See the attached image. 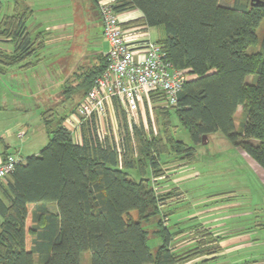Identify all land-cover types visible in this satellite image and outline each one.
I'll return each mask as SVG.
<instances>
[{"label": "trees", "instance_id": "16d2710c", "mask_svg": "<svg viewBox=\"0 0 264 264\" xmlns=\"http://www.w3.org/2000/svg\"><path fill=\"white\" fill-rule=\"evenodd\" d=\"M112 6L118 13L141 10L142 18L132 23L158 27L157 42L169 59L193 75L177 105L154 107L158 117L164 115L165 127L175 113L193 144L170 129L156 132L151 123L147 129L130 126L117 100L124 136L100 141L89 120L81 127L82 142L76 141L65 120L106 68L101 55L99 63L83 68L65 85L62 101L70 103L66 112L57 117L55 109L43 111L47 144L0 179V264H82L84 253L89 264L216 259L221 247L211 230L200 223L167 224L173 211L165 214L162 207L182 200V192L177 186L160 191L155 181L193 162L196 145L216 131L264 169V36L260 50L248 51L259 41L264 0H235L232 6L220 0H116ZM29 16L30 8L16 1L13 12L0 17V37L14 43L12 52L0 50V71L29 66L27 59L45 47L41 32L33 37L28 31ZM255 73L256 82H248ZM151 99L163 100L164 94L152 92ZM240 106L244 119L237 127ZM168 155L178 159L175 166L164 167ZM192 228L197 229L195 245L180 251L176 235ZM153 237L160 240L154 250L149 244Z\"/></svg>", "mask_w": 264, "mask_h": 264}, {"label": "rangeland", "instance_id": "374dc122", "mask_svg": "<svg viewBox=\"0 0 264 264\" xmlns=\"http://www.w3.org/2000/svg\"><path fill=\"white\" fill-rule=\"evenodd\" d=\"M15 1L0 0L2 14L11 13ZM46 1L49 3L50 0ZM51 1L53 4L37 0L39 7L45 5H60V7H55L51 12H43V15L40 12L35 17L43 21L48 20L47 26L67 24L64 29L65 35H62L59 29H52V40L42 51L44 66L37 68L38 72L45 67L49 69L50 75L53 76L52 84L50 81L44 82L42 77L26 78L25 74H22L14 78L9 74L5 76L0 73V135L5 136L9 127L13 126L14 129L9 132L11 141L14 148H22L21 154L25 156L38 153L49 140V133L41 113L55 109L58 117L59 113L66 112L67 107L70 106L69 101H62L63 90L68 83L59 84L66 76L58 69L62 67L65 71L71 68L72 62L78 61L83 53L98 55L99 52L107 49V41L100 30V19L94 15L91 18V12L96 11L95 8L79 7L78 1L81 3V0ZM220 2L232 6L235 0H220ZM155 34L156 28L153 27L154 38ZM257 34L259 41L248 49L249 52H256L261 48L264 20ZM256 80V73L247 77L250 83ZM151 103L145 105L144 113L138 121L127 117L129 125L143 124L147 129L151 123L156 132L165 128L170 129L176 137L192 145L193 141L188 130L182 126L175 113L171 114L169 127L163 125L162 113L158 117L154 107L156 105L169 107L165 99ZM243 119L240 106L235 116L237 127L241 126ZM123 120L116 112L115 105L110 106L106 120L109 136L117 140L124 136ZM52 125L56 127V124ZM22 131L25 133L20 136ZM196 149V159L188 164V168H192L180 172H177V169L173 170L168 178L155 181V186L160 191L173 189L176 186L181 189L182 200L162 207L165 214L170 210L173 211L170 214L171 227L177 222H182L186 224L185 226L200 223L199 227L204 226L213 232L221 250L233 244L244 245L239 251L221 252L220 250L218 253L220 259L230 260L235 256H241L243 260L251 262L250 264H264V169L241 148L233 145L222 131L212 133L206 138V142L196 145ZM164 160V167H173L178 163V159L173 155L165 156ZM133 214L137 215V212L133 211ZM190 230L186 229L180 238L190 237ZM159 243L157 237L149 240L153 250ZM194 245L195 243L185 245L180 251ZM82 264H89V254H83Z\"/></svg>", "mask_w": 264, "mask_h": 264}, {"label": "built area", "instance_id": "2783aa9c", "mask_svg": "<svg viewBox=\"0 0 264 264\" xmlns=\"http://www.w3.org/2000/svg\"><path fill=\"white\" fill-rule=\"evenodd\" d=\"M97 1L100 3L103 34L109 43L105 54L107 66L95 77L75 112L65 120V125L78 142H82L81 127L89 120H92L100 141L105 140L109 135L106 125L108 109L115 100L121 113L138 121L145 105L151 104L152 92L164 94L166 104L175 106L185 82L193 76L188 70L175 66L162 45L150 37L146 38L144 51L137 52L127 38L125 27L112 3ZM22 158L8 154L0 162V179L9 176Z\"/></svg>", "mask_w": 264, "mask_h": 264}, {"label": "crops", "instance_id": "0c3cea01", "mask_svg": "<svg viewBox=\"0 0 264 264\" xmlns=\"http://www.w3.org/2000/svg\"><path fill=\"white\" fill-rule=\"evenodd\" d=\"M16 1H19L21 3V5L30 8L31 16H29V19L27 22L28 31H31L33 37H36L38 35V33L41 32L44 35L45 47L52 40V29H59V30H61L62 35L66 34L64 29L67 27V24L61 23V24H56V25L53 24V25L47 26L46 24L49 23L48 20L43 21V20H40L39 18L35 17L40 12L43 15V12L54 11L55 7H60V5H51V6L45 5L43 7H39L40 4H38L37 0H16ZM16 1H15V4H16ZM43 1L47 2V4H53V1H51V0H50L51 2L49 1V3L46 0H43ZM106 1H109L111 3L116 2V0H106ZM78 6L79 7H88L89 9H93V8L96 9V11L91 12V18L94 15V16H97L98 19H100V25H101L100 30L103 34V21L101 18L100 3L97 0H90V1L89 0L88 1L81 0V3H79V1H78ZM13 10H14V8H13ZM1 11H2V7H0V17L4 16L6 14V13L2 14ZM142 16H143V12L139 9L126 10V11L119 13V17H120V19H121V21L125 27V30H126L127 38L129 39L131 45L139 53H142V51H144L143 47H144V43H145L147 37H150L151 39L157 41V39L160 35V29L158 27H154V28H156V34H155V38H154L153 37V27H148L144 23H136V24L132 23L135 20L141 19ZM37 29H41L42 31H38ZM106 41H107V39H106ZM45 47L43 49H45ZM13 48H14V43L10 39L0 37V50L1 51L12 52ZM108 48H109V43L107 41V49H105L102 52H99L98 55H97V53L95 55L90 54V53H83L81 58L78 61L72 62L71 68H69V69L64 68L65 69V71H64L62 69V67H60L58 69L59 72H62L63 74H65L66 78H64V80L61 79L59 84L63 85V83H69L75 77V75H77L76 73L81 71L83 68L95 66L97 63H99L100 56L101 55L105 56L106 52L108 51ZM43 49L40 50L37 54L31 56L29 59H27V61H30L29 66L24 67L23 63L19 64V65L12 66V67L4 66L3 67L4 71H0V73L5 75V76H7L9 74V76L14 77V78L17 76H20L22 74H25L24 76L26 78H28L29 76L42 77L44 82L50 81V84H52V81H53L52 77L53 76L50 75L48 68L45 67L44 69H41L40 72H38V70H37L38 67L41 66V68H42L44 66L42 64V59H43L42 51H43ZM0 65H2V64H0ZM42 113H41V117L43 119ZM13 129H14V127L10 126L9 131L7 132V134L5 136L2 137L0 135V162L4 160V157L6 156V154H15V153L19 152L20 153L19 155L21 157H23V158L26 157L24 154H23L24 156L21 154V153H23L22 148H14V146H13V143L11 141V134L9 133ZM24 133H25V131H22L20 133V136ZM32 154H36V153H32ZM187 168H188V164L180 167V169L174 168V169H172V171L177 169L178 170L177 172H180V171H183ZM190 168H192V167H189L188 169H190ZM176 185H178V184H176ZM175 202H177V201H175ZM168 220L169 221L167 224L170 225V216L168 217ZM1 221H2V217L0 215V222ZM178 228L181 229L182 227H178ZM178 228H176V230H178ZM196 230L197 229L192 228L190 230L191 236L188 239L179 240V242L176 243L177 248L180 249L185 245L187 246V245L194 244V242H195L194 237L196 235V233H195ZM181 235H182V232L177 234L176 239ZM242 247H244V245H242V244H233L231 246H228L225 249L222 248L221 252L224 250L225 251H239V249H241ZM240 257L241 256H235V257L231 258L230 260H225V259L222 260V259H220L221 256H219V254H218L216 259H210L207 261H203L204 257L203 258L200 257V258H197V259L192 260L190 262H187L185 264H203V263L208 264L210 262H213L215 264H250L251 263L247 260H243L242 257H241V260H239Z\"/></svg>", "mask_w": 264, "mask_h": 264}, {"label": "water", "instance_id": "95a60500", "mask_svg": "<svg viewBox=\"0 0 264 264\" xmlns=\"http://www.w3.org/2000/svg\"><path fill=\"white\" fill-rule=\"evenodd\" d=\"M207 135H204L203 142H206Z\"/></svg>", "mask_w": 264, "mask_h": 264}]
</instances>
